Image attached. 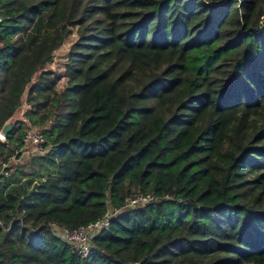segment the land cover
Returning a JSON list of instances; mask_svg holds the SVG:
<instances>
[{"label":"trees","instance_id":"obj_1","mask_svg":"<svg viewBox=\"0 0 264 264\" xmlns=\"http://www.w3.org/2000/svg\"><path fill=\"white\" fill-rule=\"evenodd\" d=\"M0 12V129L25 109L0 136V264H264V0ZM74 30L61 89L46 65ZM31 126L46 152L2 171ZM108 211L85 257L49 228Z\"/></svg>","mask_w":264,"mask_h":264},{"label":"built area","instance_id":"obj_2","mask_svg":"<svg viewBox=\"0 0 264 264\" xmlns=\"http://www.w3.org/2000/svg\"><path fill=\"white\" fill-rule=\"evenodd\" d=\"M3 20L4 17L0 12V24L3 22ZM41 130V128L35 126H31L27 129L23 137L25 147L20 152L15 151L10 156L9 161L2 162V171H4L9 166L11 161H17V155L23 157L35 154L42 155L46 152V149L42 145L43 134ZM1 137L4 139L3 136ZM154 199L155 197L152 194L138 191L127 198L124 207L142 206ZM112 215H114V212L108 211L103 217L76 228L59 226L55 222H51L49 223V228L55 235L72 244L79 255L85 257L89 254L92 238L102 230L108 228L109 220Z\"/></svg>","mask_w":264,"mask_h":264},{"label":"rangeland","instance_id":"obj_3","mask_svg":"<svg viewBox=\"0 0 264 264\" xmlns=\"http://www.w3.org/2000/svg\"><path fill=\"white\" fill-rule=\"evenodd\" d=\"M75 39L76 32L74 30L64 43L53 52L52 60L46 65V68L52 70L54 75L58 78V87L61 89L66 86L68 80L65 76V67L68 63L69 48ZM24 110V108L19 109V111L16 112V115L20 114L19 112L24 113ZM23 159L25 158L22 157L15 163H22L20 161H23Z\"/></svg>","mask_w":264,"mask_h":264},{"label":"water","instance_id":"obj_4","mask_svg":"<svg viewBox=\"0 0 264 264\" xmlns=\"http://www.w3.org/2000/svg\"><path fill=\"white\" fill-rule=\"evenodd\" d=\"M22 107H19L15 112L14 114L9 118L7 119L3 126L1 127L0 129V135L3 136L5 138V136L11 131L12 127L14 126L15 122L16 121H23L24 120V115H23V112H19L20 114L16 115V112L19 111V109H21ZM131 264H140V262H134V263H131Z\"/></svg>","mask_w":264,"mask_h":264}]
</instances>
